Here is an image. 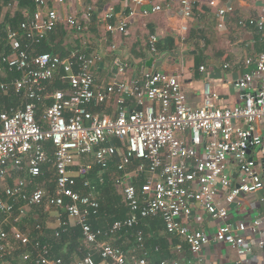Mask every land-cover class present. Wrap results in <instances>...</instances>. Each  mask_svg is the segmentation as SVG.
Masks as SVG:
<instances>
[{"label": "built area", "instance_id": "built-area-1", "mask_svg": "<svg viewBox=\"0 0 264 264\" xmlns=\"http://www.w3.org/2000/svg\"><path fill=\"white\" fill-rule=\"evenodd\" d=\"M233 1L166 0L163 5L155 0H123L127 17L118 16L111 5L103 20L108 32L124 34L130 18L138 14L149 17L179 7L182 18L190 20L196 9L207 6L217 11L218 27L224 30L227 16L235 11ZM34 2L36 10L25 12V21L18 29L0 20L6 47L10 48L9 54L0 57V93L13 91L25 101L18 109L0 107V264L8 253L30 246L35 256L26 251L21 256L23 262L151 264L142 231L137 233L134 249L124 250L114 242L125 229H134L142 220L153 217L162 218L167 233L180 238L198 258L211 238L182 221L192 216L193 205L224 221L229 215L227 206L264 189V175L258 169L259 161L264 169V53L245 62L254 69L235 84L243 103L234 107L218 106V94L206 87L203 105L195 108L189 105L178 76L146 69L130 79L117 76L107 86L99 87L94 74L98 54L78 50L66 58L34 54L32 45L41 43L60 22L50 0ZM66 23L83 30L74 16H69ZM239 24L244 25V21ZM250 25L263 31L264 18L251 19ZM23 37L31 45L23 47ZM157 43L158 37L151 35L152 54L158 53ZM125 69L120 67L119 76ZM57 77L65 88L49 94L48 84ZM47 99L51 105L38 120L39 106ZM112 100L117 109L114 115L95 112ZM48 142L55 149L54 193L43 186L31 190L34 180L45 174ZM113 163L124 173L116 186L130 215L108 229H94L90 219L99 215L100 202L96 185L87 178L95 167L106 172ZM232 165L238 169L237 179L229 173ZM13 171L27 172L28 179L19 178L10 184ZM79 179H87L86 191L76 189ZM141 182L139 189L137 184ZM222 192L226 193L225 204L219 201ZM21 202L24 205L17 209ZM43 204L57 213L55 239L61 238V231L82 230V244L70 263L52 256L50 245L34 242L31 233L19 228L29 210ZM7 225H11L9 231ZM36 229L43 230L38 225ZM247 230L244 223L236 228L224 224L215 235L217 242L238 252L241 259L236 264H244L242 257L252 252L251 243L244 237ZM159 264L181 263L162 260Z\"/></svg>", "mask_w": 264, "mask_h": 264}, {"label": "crops", "instance_id": "crops-1", "mask_svg": "<svg viewBox=\"0 0 264 264\" xmlns=\"http://www.w3.org/2000/svg\"><path fill=\"white\" fill-rule=\"evenodd\" d=\"M155 1L163 5L166 2V0ZM111 5L115 6L118 16L126 14L123 0H63L62 3H59V0H50L51 8H55L60 17L55 32L57 37L52 41L50 39L51 45L62 43L63 49L68 53L78 50L98 54L100 60L94 69L97 86L105 87L117 76L123 80L130 79L146 69L178 76L189 105L195 108L203 105L206 87L218 94V106L242 105L241 94L235 84L243 75L254 69V66H247L245 62L250 58L256 59L264 53V30L260 31L256 26L250 25L251 19L264 18V0H234L232 6L235 11L227 16L224 30L218 27L215 9L202 6L195 10L193 18L185 20L179 12V7H175L149 17H142L138 14L130 18L127 32L124 34L110 33L107 30L103 16ZM8 6L9 10L14 7L12 4ZM90 7L94 10L90 11ZM7 14L8 10L5 9L1 19L4 20ZM127 15L128 12L126 17ZM69 16L76 17L82 24V32L68 28L66 19ZM240 21H244V25L241 26ZM60 29L67 30L66 36H63V33L59 34ZM151 35L158 37L157 45L161 44L164 52L159 53L158 51L157 54L150 52L149 38ZM143 51L149 53L151 57L142 66L143 60L140 54ZM163 55L165 58L156 68L155 66L161 61ZM151 59L154 62L149 67L147 64ZM121 66H126V69L125 74L119 76ZM53 91L48 89L49 94ZM48 102L51 100H44V104L40 106H43L45 110V107L49 106L46 104ZM116 110L114 100L95 108V112L100 115H114ZM135 166L136 163L127 170V177L131 176L130 173L133 172ZM258 169L264 175L261 161L258 163ZM107 173L108 171H100L97 177L100 183L104 182V176ZM229 173L237 179L238 169L235 165L229 168ZM13 174L19 175V178L28 179L27 172L13 171L10 174L11 178ZM123 175L124 173L117 175V179ZM43 178V184L37 185L34 180L33 186L35 188L43 186L54 193L55 179H52L51 184L47 186L46 174ZM13 180L16 181V179ZM225 195V192L220 195L219 201L222 204H225ZM192 208V216L182 221L192 229L203 230L211 238V243L197 258L180 238L172 237L165 232L160 233L157 236L162 240L167 239L169 243L168 249L164 252L161 251L160 246L148 248L145 240L151 264H159L162 260L179 261L181 264H236L241 259L238 252L226 243L217 242L215 235L221 225L229 224L236 228L242 223L248 227L244 237L252 245V252L242 257L245 260L244 264H264V189L254 195L241 196L235 203L227 206L229 215L224 221L213 219L198 205H193ZM256 222L259 224L255 225ZM45 223L46 229L51 232L56 231L57 213L55 210H49ZM123 237L119 234L117 238ZM149 237L152 238V235L150 234ZM123 240L125 248L120 247L124 250L136 247L137 240L133 241L129 237H124ZM116 242L117 239L114 242L115 245H117Z\"/></svg>", "mask_w": 264, "mask_h": 264}, {"label": "trees", "instance_id": "trees-1", "mask_svg": "<svg viewBox=\"0 0 264 264\" xmlns=\"http://www.w3.org/2000/svg\"><path fill=\"white\" fill-rule=\"evenodd\" d=\"M12 4L14 7L12 9H8V5ZM16 4V5H15ZM8 10V14L5 19L2 18V14L4 10ZM36 10V5L34 0H0V20L2 21L3 25L5 23H9L13 28L18 29L22 22L25 21V12H33ZM6 21V22H5ZM59 24V23H58ZM70 30L76 31V32H82L78 31L76 27H71L68 24H66ZM58 27V26H57ZM47 33L41 43L38 45H32V49L34 50L35 55H41V54H59L63 58H66L70 55V53L66 52L63 47L62 43H59L57 45H51V41L56 39V30ZM3 27L0 30V57L6 53H10V48L6 47L7 37L6 34L2 32ZM69 31V30H68ZM63 33V36H66L67 30L63 31V29H60L59 34ZM23 47H25L27 44L31 45L30 42L23 37L21 40ZM159 53L164 52V48L161 46V44L157 45ZM83 52V51H82ZM90 51H85V53L90 54ZM140 57L142 58V66L145 64L146 60L151 57L149 53L146 51H143L140 54ZM52 90H61L65 88L64 83L60 80V78H56L54 81L48 84V89ZM25 104V101L22 97L15 94V92L11 91L8 95H4L0 93V107L4 108H22ZM47 105H51V102L46 103ZM43 106H39L38 112H37V119L40 120L41 116L43 114ZM118 144V141L116 142ZM46 151L49 157V162L43 166V170L46 174V169L48 167L53 170L55 176L54 179L56 180V173L54 169V145L52 142L46 143ZM101 171L100 167H95L90 176L87 178L93 185H96L97 187V194L100 202V211L99 215L97 217L90 219V224L93 226L94 229H108L110 228L115 222L125 220L129 217L130 212L129 209L126 208V206L123 204L122 196L118 193V189L116 186V180L117 175H122L123 172H119L117 166L113 163L111 165V170L108 171L107 175L104 176V182L100 183L99 179L97 178L99 173ZM87 179H79L77 181V190L86 191L87 187L84 185V182ZM44 180L43 177H40L39 179H36L35 183L42 182ZM9 183L12 184V180L9 179ZM142 185L141 183L137 184V188L140 189ZM35 186L31 190H34ZM24 205L23 202H21L19 205H16V208L18 209L19 206ZM46 207V208H45ZM46 204H43L42 207H35L30 209L31 211L36 210V212L40 213L39 219L37 220L38 226L42 227V231H38L35 227L32 235V239L34 242L40 241L42 244H47L52 247V256L63 258L66 263H70L72 261V258L76 256L78 248L82 244V230L80 227L76 228H70L67 229L66 232L61 231V238L59 240L55 239V233L51 232L50 230L46 229ZM45 210V211H44ZM27 218L23 219L22 222H24ZM36 225V226H37ZM139 231H142L145 237V240L147 242V247L150 248L151 246L157 247L160 246L161 251L163 252L168 249V242L167 239H161L159 236H157L160 233L165 232L166 234V227L165 223L162 218L160 217H154V218H148L141 221L140 225L137 226L134 229H125L123 232H121V236L123 237H129L131 240L136 241L137 240V233ZM152 235V238L149 237V235ZM123 237V238H124ZM123 238H117L116 244L119 246H123L125 248L124 240ZM119 239V240H118ZM30 251L34 254L36 251L33 250V248L30 246L28 249H20L17 251H12L11 253H8L5 256L4 263L1 264H35L34 261L30 262H23L21 259V256L26 252ZM33 256V257H34ZM97 261H100V259L97 257Z\"/></svg>", "mask_w": 264, "mask_h": 264}, {"label": "rangeland", "instance_id": "rangeland-1", "mask_svg": "<svg viewBox=\"0 0 264 264\" xmlns=\"http://www.w3.org/2000/svg\"><path fill=\"white\" fill-rule=\"evenodd\" d=\"M45 171H46L45 181H46L47 186H49L51 184L52 179L54 180L55 174H54L52 169H51V171H49V169H46ZM17 178H19V175L13 174V177L11 178V180H13V179L17 180ZM36 184L40 185V184H43V182L42 183H36ZM46 213H49L48 208L46 209ZM39 215H40V213L36 212V210H33V211L29 210V214H28L27 219L19 225V228L32 234L36 225L38 224L37 220H40ZM10 227H11V225L6 226L8 231L10 230ZM10 242L12 243V241H10Z\"/></svg>", "mask_w": 264, "mask_h": 264}, {"label": "water", "instance_id": "water-1", "mask_svg": "<svg viewBox=\"0 0 264 264\" xmlns=\"http://www.w3.org/2000/svg\"><path fill=\"white\" fill-rule=\"evenodd\" d=\"M165 58V55L162 56L161 58V61H159L158 65H156L155 67L157 68L159 66V64H161L162 60ZM154 60L151 59L149 62H148V66L151 67V64H153Z\"/></svg>", "mask_w": 264, "mask_h": 264}]
</instances>
